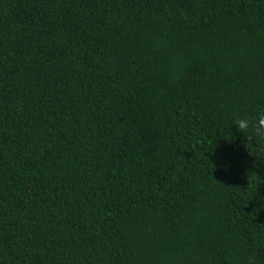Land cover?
<instances>
[{"label":"trees","instance_id":"obj_1","mask_svg":"<svg viewBox=\"0 0 264 264\" xmlns=\"http://www.w3.org/2000/svg\"><path fill=\"white\" fill-rule=\"evenodd\" d=\"M0 264H264V0H0Z\"/></svg>","mask_w":264,"mask_h":264}]
</instances>
